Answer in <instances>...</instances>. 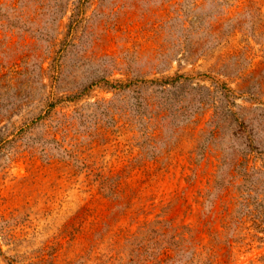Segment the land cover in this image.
<instances>
[{
	"label": "rangeland",
	"instance_id": "obj_1",
	"mask_svg": "<svg viewBox=\"0 0 264 264\" xmlns=\"http://www.w3.org/2000/svg\"><path fill=\"white\" fill-rule=\"evenodd\" d=\"M0 2V264L126 262L156 214L207 243L221 155L264 149V0ZM232 230L211 264H264Z\"/></svg>",
	"mask_w": 264,
	"mask_h": 264
},
{
	"label": "trees",
	"instance_id": "obj_2",
	"mask_svg": "<svg viewBox=\"0 0 264 264\" xmlns=\"http://www.w3.org/2000/svg\"><path fill=\"white\" fill-rule=\"evenodd\" d=\"M2 8L0 2V19H7ZM73 16L74 12L70 14V26L78 20ZM248 135L249 142L240 148L238 158L229 161L225 160L224 153L221 155L215 177L210 184L211 188L206 192L208 195L215 188L222 186L219 170L224 163L229 164L232 179L231 181L229 179L224 193L216 196L221 208L217 209L214 203L210 210L212 219L207 225L209 237L207 243L201 242L196 228L191 225L175 223L171 218L156 214L154 218L140 224L134 232L124 236L118 248L126 251L128 259L126 262L116 264H126L134 259L143 264H169L176 260H181L179 264H211L212 258L217 254L222 243L228 242L227 234L230 229H233L230 234L232 240H237L244 229L249 231L253 228L256 232L264 231V183L258 186L252 179L253 174H264V149L259 148L251 139L253 136L251 130ZM5 141H8V138L0 139V145ZM258 159L260 162L256 165ZM250 162L253 163L250 164ZM259 187L262 188L259 189ZM225 196L228 198L222 200ZM241 214L243 217L238 219ZM213 221H219L222 229L213 227L211 225ZM11 230L7 220L0 221L2 236L12 234ZM116 259L114 255H110L103 261L104 264H115Z\"/></svg>",
	"mask_w": 264,
	"mask_h": 264
}]
</instances>
